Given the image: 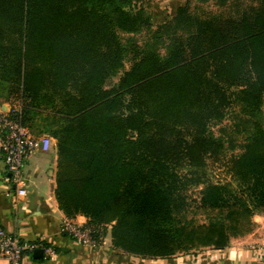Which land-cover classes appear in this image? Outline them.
I'll list each match as a JSON object with an SVG mask.
<instances>
[{"label":"trees","instance_id":"trees-1","mask_svg":"<svg viewBox=\"0 0 264 264\" xmlns=\"http://www.w3.org/2000/svg\"><path fill=\"white\" fill-rule=\"evenodd\" d=\"M151 1L0 0V97L57 140L68 217L144 258L223 250L264 211V0L187 2L156 27ZM228 153L236 185L210 182ZM200 183L207 223L188 217Z\"/></svg>","mask_w":264,"mask_h":264},{"label":"crops","instance_id":"crops-1","mask_svg":"<svg viewBox=\"0 0 264 264\" xmlns=\"http://www.w3.org/2000/svg\"><path fill=\"white\" fill-rule=\"evenodd\" d=\"M188 1L192 0H167L158 5L167 6L165 9L173 15ZM10 105L6 100L0 103L4 109ZM45 135L52 139L49 150L34 153L24 163L26 196H19L14 184L7 179L9 173L0 137V225L21 241L51 246L55 250L52 256L44 253L43 258L34 257L35 251L28 252L21 264H264V212L255 215L256 227L251 233L232 238L223 250L207 247L167 258H144L115 247L111 226L97 246L79 244L63 233L62 222L65 219L85 222L88 218L81 214L70 218L60 208L55 192L57 140L48 133ZM0 264L11 263L0 258Z\"/></svg>","mask_w":264,"mask_h":264},{"label":"built area","instance_id":"built-area-1","mask_svg":"<svg viewBox=\"0 0 264 264\" xmlns=\"http://www.w3.org/2000/svg\"><path fill=\"white\" fill-rule=\"evenodd\" d=\"M0 137L4 164L9 173L7 179L14 184L19 196H26L25 160L40 150H49L52 139L48 135H35L24 124L20 104L10 105L7 109L0 106ZM104 230V226L89 221L65 219L62 222L63 233L86 246H97L104 236ZM39 247L38 243L21 241L0 225V258L7 259L11 264H21L26 253L34 252ZM41 248L46 256L55 253L51 246Z\"/></svg>","mask_w":264,"mask_h":264},{"label":"rangeland","instance_id":"rangeland-1","mask_svg":"<svg viewBox=\"0 0 264 264\" xmlns=\"http://www.w3.org/2000/svg\"><path fill=\"white\" fill-rule=\"evenodd\" d=\"M167 0H154L151 1L150 3L147 4L148 7V11L151 13L152 16V20H153V25L154 27H156L157 25L168 21L171 17H173L175 14H171L170 12L167 11V6H159L158 4H164V2H166ZM249 3H252L250 0H246ZM160 2V3H158ZM190 2L192 5H197L200 6L201 8L205 9V10H209V11H218L221 7H219L216 4L215 0H210L208 2H199V0H192V1H188ZM187 3V2H186ZM246 4V3H245ZM226 12H227V8H225ZM166 12L164 15L163 12ZM124 35V34H122ZM139 41L143 42L144 38H145V33H142L138 36ZM130 68V62L127 61L125 63V69H129ZM123 72V71H122ZM121 72V73H122ZM120 74H118L115 78L114 81H117L119 78ZM5 101L4 97H0V103ZM8 102V101H7ZM11 105H19L18 100L14 97H12L9 100ZM233 107H235L234 109L237 110L236 106L234 105ZM231 111L233 109H230ZM230 111V113H231ZM224 119V121L221 124H215L212 125V130L216 135L221 134L220 128L221 127H225L227 129V131L229 130V125L231 123V120L229 118V115ZM33 132V130H32ZM35 135H45V133L43 134H38L35 133V131L33 132ZM229 158H230V154L228 153L227 156H221V158L216 159L213 157H207L206 158V165H205V170H206V178L213 183L216 184H227L230 183L235 186L236 185V180L235 178H233L232 173L229 171ZM181 172L184 173L186 172V168H181ZM203 188V183H200L198 185H193V186H189L188 190H187V194L188 196L195 200V202L193 201V208L190 209L189 213H188V217L190 219H192L193 221H195L196 223H207L211 216H212V212L210 210H207L205 208L202 207H197V202L198 199L200 197V192ZM190 199V200H191ZM264 212V211H263ZM263 212H258V213H263ZM257 213V214H258ZM189 252H196V250H192ZM179 254V253H178Z\"/></svg>","mask_w":264,"mask_h":264},{"label":"water","instance_id":"water-1","mask_svg":"<svg viewBox=\"0 0 264 264\" xmlns=\"http://www.w3.org/2000/svg\"><path fill=\"white\" fill-rule=\"evenodd\" d=\"M43 256H44V251H43L42 248H38V249L35 250L34 257L43 258Z\"/></svg>","mask_w":264,"mask_h":264}]
</instances>
